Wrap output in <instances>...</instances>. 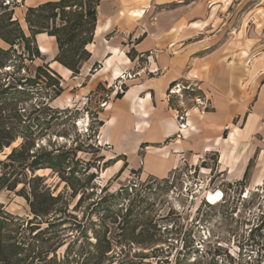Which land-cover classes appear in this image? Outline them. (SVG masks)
<instances>
[{
  "label": "rangeland",
  "instance_id": "rangeland-1",
  "mask_svg": "<svg viewBox=\"0 0 264 264\" xmlns=\"http://www.w3.org/2000/svg\"><path fill=\"white\" fill-rule=\"evenodd\" d=\"M127 1L135 5L120 12L137 20L146 15L143 5L152 3H156V11L185 10L190 17L188 24L201 25L194 35L201 51H211L226 42L233 64L243 69L251 64L252 75L258 59L264 63V0ZM25 14L13 0H0V47L6 51L0 68V97L8 104L5 115L12 116L20 130L17 139L0 151L1 240L8 246L13 263L264 264V145L249 152L252 156L245 164L247 173L240 180L229 178L231 167L228 171L222 167L223 144L220 151L212 149L200 158H182L177 169L164 178L143 177L140 168L131 167L126 155L115 151L100 136L108 107L105 102L122 97L133 83L123 80L121 90L116 85L122 73L110 82L115 75L107 72L90 91L87 85L91 75L103 66L100 61L89 68L82 65L78 72L65 77L51 65L59 46L56 36L47 32L62 23L60 15L49 21L34 18L45 24L35 23L38 26L31 29ZM13 19H18L27 39L18 36L19 26H6ZM97 23L98 7L92 42ZM35 29L43 31L32 35ZM40 35L55 37L51 41L52 58L42 52ZM15 36L8 42L2 38ZM90 43L86 45L88 51ZM150 52L131 63L146 67L138 79L161 72H148L150 65L155 67ZM261 69L264 73V65ZM49 80L54 83L50 85ZM260 81H264V74ZM201 93L208 95L203 86ZM167 100L176 118L179 104ZM207 105L205 111L212 110L210 102ZM187 106L191 111L195 105L187 102ZM242 122L243 117L236 125L242 126ZM24 141L33 155L30 161L45 152L60 150L70 152L71 163L65 170H32L30 161L24 168L17 167V162L10 164L8 156ZM259 141L264 143L261 134L255 135L252 142L239 139L241 152L232 155L233 173L246 161L243 155L242 164L236 167L238 156L247 154ZM226 148L231 150L230 145ZM36 176H42V187L60 196L49 214L33 213L23 194L30 195ZM259 178L263 182L258 185ZM11 184H15L14 189L8 187ZM218 190L223 198L211 204L208 196ZM101 199L104 201L98 205ZM98 236L100 248L110 245L109 252L104 254L97 247Z\"/></svg>",
  "mask_w": 264,
  "mask_h": 264
},
{
  "label": "crops",
  "instance_id": "crops-1",
  "mask_svg": "<svg viewBox=\"0 0 264 264\" xmlns=\"http://www.w3.org/2000/svg\"><path fill=\"white\" fill-rule=\"evenodd\" d=\"M13 1L26 13L29 7L56 0ZM155 4L143 5L146 15L137 20L120 12L135 5L134 2L100 1L94 42L88 47L91 57L84 62L83 68H89L96 61H100L103 68L91 75L87 88L90 91L96 89L101 76L107 72H114L115 77L110 79L113 82L132 67L135 57L149 51H153L151 63L161 70L158 74H144L131 81L133 84L126 94L109 103L104 111L100 136L115 151L126 155L131 167L140 168L143 177L155 178L166 177L182 158H200L212 149L220 151L223 144L222 167L227 171L231 167L229 178L240 180L245 164L252 156L250 153L264 145L259 141L253 149L247 150V154H240L236 167L242 164L243 155L246 161L238 172L233 173V157L237 151L241 152L239 139L252 142L255 135L264 137V81H260L264 63L258 59L256 72L252 75L251 64L244 69L233 64V54L226 42L211 51H201L202 47L194 41L201 25L188 24L190 17L185 10L156 11ZM151 14L152 18L149 17ZM39 38L42 52L52 58L51 41L55 37L40 35ZM51 65L65 77L72 72L54 59H51ZM186 78L202 81L212 110L200 113L192 109L187 129L182 130L181 137H175L180 129L165 96L170 85ZM242 117V126H237ZM226 132L229 133L227 137ZM227 145H230V151ZM262 182V178L257 180L258 185Z\"/></svg>",
  "mask_w": 264,
  "mask_h": 264
},
{
  "label": "trees",
  "instance_id": "trees-1",
  "mask_svg": "<svg viewBox=\"0 0 264 264\" xmlns=\"http://www.w3.org/2000/svg\"><path fill=\"white\" fill-rule=\"evenodd\" d=\"M101 0H56V1H47L35 7H29L25 14V21L28 23L29 28H33L34 26H38L35 23L40 24L41 26L45 23L42 21H35L34 18L47 20H54L60 15L62 19V23L57 26L54 25L52 30H48L47 32L50 35H54L57 38L59 52L55 57V60L59 61L69 69L74 72H78L79 68L83 65L85 61H87L91 53L86 49V45L93 40V31L97 21V7L100 4ZM83 9L85 13L78 11L79 9ZM78 9V10H77ZM61 11L60 14L57 13ZM45 11H48L47 15H44ZM11 19V18H10ZM16 25L18 27V19H13L7 27L12 25ZM19 37L25 39L26 35L24 31L17 28ZM43 30L35 29L32 32V35L37 34L38 32H42ZM5 41H12L13 39H6L2 37ZM27 39V37H26ZM6 51L0 47V68L4 65L3 57ZM47 76H49L50 80L52 77L46 71H44ZM49 80V84L51 85L52 81ZM120 96V95H118ZM8 108L7 101L0 97V151L4 146H9L13 141L17 139L20 135V130L16 128V125L11 119L12 116H7L6 110ZM12 114V113H11ZM19 119L21 116L17 114ZM26 141L22 142L20 147L14 148L13 151L8 156L10 160V164H15L17 162V167L24 168L25 166H29L27 162H29L33 155H31L29 151V147L26 146ZM69 151L60 150L53 152H45V154L38 155L32 161L30 168L32 170H37L41 168H61L67 169L69 163ZM27 163V165H26ZM247 171L245 172L246 175ZM73 174V173H72ZM71 174V175H72ZM69 182V178L66 177ZM2 177H0V181ZM41 181H43L42 176H36L34 178V185L32 191L29 194L23 193L26 198L29 200L31 210L36 215L49 214L55 203L59 200L60 196H54L49 189L41 186ZM72 185V184H71ZM10 189L15 188V184L8 185ZM74 187V185H72ZM75 188V187H74ZM106 197L104 198V200ZM101 199L98 202V205L103 203L104 201ZM0 215V264H14L13 260L10 258V252L8 250V246L2 243L1 236V227H3V221L1 220ZM97 247L100 249L102 253L109 252L110 245L107 247L100 248L101 246V238L98 236L97 239ZM109 244V242H108ZM193 264H200L195 262Z\"/></svg>",
  "mask_w": 264,
  "mask_h": 264
},
{
  "label": "built area",
  "instance_id": "built-area-1",
  "mask_svg": "<svg viewBox=\"0 0 264 264\" xmlns=\"http://www.w3.org/2000/svg\"><path fill=\"white\" fill-rule=\"evenodd\" d=\"M153 52H150V57H152ZM146 67L139 66L137 64H133L130 69H126L121 74V77L119 78V85H116L117 88L123 90V80L132 81L137 80L139 76H141L142 72H145ZM150 73H157L159 72V69L156 67H152L150 65L149 71ZM202 85L199 80L196 79H185L182 81H176L172 85H170L167 89V98L169 100L177 101L179 105H177L176 109V119L180 125L181 128L180 131H178V136L180 137L183 134L182 128H185L189 125V112H190V106H187L190 103L192 105H195L193 109H197L201 111V109L204 112L207 108V104H209V99L202 95ZM191 100V101H188ZM107 104V101L105 102ZM178 167V166H177ZM175 167L173 170L177 169ZM212 204V203H211Z\"/></svg>",
  "mask_w": 264,
  "mask_h": 264
},
{
  "label": "bare ground",
  "instance_id": "bare-ground-1",
  "mask_svg": "<svg viewBox=\"0 0 264 264\" xmlns=\"http://www.w3.org/2000/svg\"><path fill=\"white\" fill-rule=\"evenodd\" d=\"M120 77H121V75H120L118 78H120ZM106 105H109V102H108ZM176 121H177V119H176ZM177 123H178V121H177ZM178 126H179V128H181L180 125H179V123H178ZM187 127H188V126H187ZM187 127L182 128V130H186ZM208 198H209V201H210L211 203L215 204V203H217L220 199L223 198V192L220 191V190H218V191L215 192V193H210L209 196H208Z\"/></svg>",
  "mask_w": 264,
  "mask_h": 264
}]
</instances>
